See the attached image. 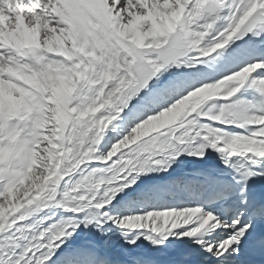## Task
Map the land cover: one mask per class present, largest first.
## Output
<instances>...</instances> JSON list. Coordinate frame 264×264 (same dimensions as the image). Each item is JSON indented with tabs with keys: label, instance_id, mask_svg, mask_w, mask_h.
<instances>
[{
	"label": "snow or ice",
	"instance_id": "6c2138e0",
	"mask_svg": "<svg viewBox=\"0 0 264 264\" xmlns=\"http://www.w3.org/2000/svg\"><path fill=\"white\" fill-rule=\"evenodd\" d=\"M0 264H264V0H0Z\"/></svg>",
	"mask_w": 264,
	"mask_h": 264
}]
</instances>
